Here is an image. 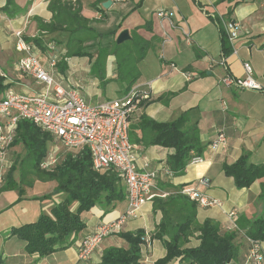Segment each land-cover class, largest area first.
I'll return each instance as SVG.
<instances>
[{"label": "crops", "instance_id": "obj_1", "mask_svg": "<svg viewBox=\"0 0 264 264\" xmlns=\"http://www.w3.org/2000/svg\"><path fill=\"white\" fill-rule=\"evenodd\" d=\"M6 1L0 0V98L7 91L26 95L45 92L44 86L17 69L21 54L15 51L13 33L21 31L42 67L63 87H76L89 104L102 101L99 100V83L89 74V60L85 57H66L65 44L56 42L64 41L65 37L40 30V24H47L51 19L47 9L50 0H10V16L2 12ZM78 1L82 17L90 21V27L97 33H113L108 39H116L122 30H127L130 37L135 31L150 43V49L137 65L139 79L131 89L147 93L150 99L162 96L163 101L138 107L128 121L129 140L135 148L137 169L141 170L147 164V169L156 173V193L166 196L179 194L183 187L192 186L217 199L221 207L197 208L196 220L199 223L213 220L221 228L232 230L228 213L233 211L240 236L246 235L254 221L264 220V197H261L264 178L256 180L248 188L237 189L232 178L224 175L223 166L233 164L244 155L250 165L264 163V95L224 87L220 80L226 72L233 77H243V63H248L254 80L264 88V0H245L234 7L232 20L240 26V31L231 44L232 53L225 58L220 48L218 27L210 19L212 15L224 18L225 5L216 6L219 0ZM107 1L111 4L104 9L102 4ZM99 8L104 11H97ZM160 10L166 11L169 18H158ZM118 27H121L120 31L115 32ZM51 58L56 59L54 68L49 67ZM114 72V58L110 56L106 61V79H113ZM117 86V83L110 82L106 88L114 87L118 91ZM182 114L186 115L184 127L195 125L198 129L203 162L189 164L182 175L172 176L167 160L174 151L151 145L153 134L142 119L165 124L175 121ZM219 132L226 138L225 145L212 150L210 143ZM53 143L58 144L55 140ZM23 152L24 147L20 144L10 146L7 155L13 158ZM201 180H206L205 186L199 184ZM13 182L21 192L17 188L12 189L8 202L4 201L0 208V264H101L104 250L127 249L128 245L119 233L143 231L152 235L161 219L159 212L152 211V201L147 202L133 219L122 225L118 233L104 238L87 261H78V247L83 238L100 225L120 218L126 211L127 203L125 199L118 202L107 214L94 207L81 214L85 228L75 236L70 248L39 258L28 255L24 250L25 243L9 232L34 223L41 213L49 215L62 196L55 195L47 201L33 200L44 192H52L56 183L27 181L29 185L21 186L20 181ZM35 189L43 190V193L34 194ZM4 193L7 191L0 192V200H4ZM44 201L49 206L44 211L36 210L37 204L40 206ZM241 243L238 257L231 264H245L247 244L244 239ZM197 245L198 240L192 238L187 247ZM259 247L264 256V236L259 241ZM165 254L162 242L151 239L141 250L140 262L154 264ZM178 262L172 260L167 264Z\"/></svg>", "mask_w": 264, "mask_h": 264}, {"label": "trees", "instance_id": "obj_2", "mask_svg": "<svg viewBox=\"0 0 264 264\" xmlns=\"http://www.w3.org/2000/svg\"><path fill=\"white\" fill-rule=\"evenodd\" d=\"M10 0L6 1L2 12L10 16ZM245 0H219L216 6L225 5L224 20L233 22L232 13L235 6ZM16 9V7H14ZM12 6V9H14ZM51 19L47 24H40V30L46 34L65 37L66 57H85L89 60V74L100 82L103 94L106 85L115 82L119 85V97L126 95L139 79L137 65L143 60L150 43L144 41L136 32H132L131 40L117 46L115 37L104 46L94 42L107 39L109 34L97 33L90 27V21L82 17L78 0H50L47 6ZM97 11L103 12L99 8ZM16 12H19L16 11ZM219 30L222 56L232 53L226 33L216 16L210 17ZM118 27L115 32L120 31ZM61 37V38H62ZM62 40L56 41L62 44ZM96 45V46H95ZM95 47L94 54L88 51ZM114 58L115 72L111 80L106 79V61ZM163 97L147 98L140 102L142 108L151 102H162ZM186 115L170 123H155L142 119L152 132L151 145L172 149L173 155L167 160L172 176L183 174L192 158V154L201 156L203 147L199 144L198 129L195 125L185 126ZM22 144L26 157L31 160L30 170L39 182H55V194H62V200L55 204L48 214L41 213L34 223L11 229L9 234L25 243L24 250L28 255L45 258L51 254L70 248L74 238L84 228L82 213L92 208H99L103 214L113 210L118 202L125 199L126 191L123 179L114 169L94 170L90 155L86 150L66 153L62 160L52 168L43 171L40 162L46 157L47 146L53 139L41 132L27 121L17 125L16 136L11 146ZM226 177L232 178L237 189L250 187L256 180L264 178V163L250 165L244 155L231 165L223 166ZM0 186V192L17 188L11 175ZM22 179L19 176V181ZM21 186L30 182L20 181ZM264 197V193L261 194ZM43 197L42 199H44ZM152 211L159 212L161 219L149 240H160L166 251L165 257L154 264H167L179 260L178 264H231L238 257V250L245 240L247 254L249 244L246 238L259 242L264 236V220H256L251 224L246 235L240 236L237 229L226 230L213 220H196L197 206L180 194L168 195L165 198L154 197ZM75 204L74 210L72 206ZM128 245L127 249L108 248L102 252L101 264H141L140 254L146 245L145 233H119ZM198 240L196 247H187L191 239ZM241 243V245H240ZM244 246V245H243ZM246 248V247H245ZM247 259V255L244 262Z\"/></svg>", "mask_w": 264, "mask_h": 264}, {"label": "built area", "instance_id": "obj_3", "mask_svg": "<svg viewBox=\"0 0 264 264\" xmlns=\"http://www.w3.org/2000/svg\"><path fill=\"white\" fill-rule=\"evenodd\" d=\"M157 16L160 19L169 18V14L163 10L158 11ZM214 16L216 15L211 17ZM216 17L220 19L231 45L238 38L240 26L235 22L225 21L223 17ZM13 35L15 51L21 54L16 64L18 71L44 86L45 92L39 95H26L7 91L4 97L0 98V186L4 183L2 170L20 121L31 123L68 152L86 150L94 170L114 169L120 174L125 185L127 208L124 214L115 221L100 225L79 244L77 260L87 261L104 238L118 233L122 225L133 219L147 202L154 197H167L165 194L154 192L156 173L148 170L147 164L143 169H137L135 148L129 140L128 121L138 109L140 102L147 98V93L130 89L124 96L89 104L76 87H63L42 67L32 45L24 39L21 31H16ZM161 57L163 58L162 55ZM55 65L56 59L51 58L49 67L54 68ZM170 67L173 68L172 65ZM243 70L244 76L241 78L233 77L226 72L220 84L264 95V88L252 76L251 66L243 63ZM225 142L224 134L219 132L210 143V148L216 150L219 146H224ZM202 162L201 156L192 154L189 164L199 165ZM55 165L56 154L53 153L48 154L40 162L39 168L48 171ZM199 184L205 186L206 180H201ZM179 194L200 209L221 207L217 199L209 197L196 187H183ZM228 217L231 219L230 228L237 229L235 213L229 212ZM145 239L148 243L147 233ZM246 241L249 249L245 264H264L259 242L248 238Z\"/></svg>", "mask_w": 264, "mask_h": 264}, {"label": "rangeland", "instance_id": "obj_4", "mask_svg": "<svg viewBox=\"0 0 264 264\" xmlns=\"http://www.w3.org/2000/svg\"><path fill=\"white\" fill-rule=\"evenodd\" d=\"M111 40H112V38L111 39H108V38L105 39L104 38V39H101V40H98V41L94 42V44L97 45L99 43L100 46H104L105 44L108 43L107 41H111ZM62 43H63V45L65 44L64 41H62ZM88 52L89 53L91 52L92 54H94L95 47L90 49ZM39 63H40V61H39ZM98 83H99V85H101L100 82H98ZM117 88H118V91H116V88H114V87H108V88L104 89L103 94L100 92L101 97H99V100H104V99L107 100V98H109V99L110 98H117L116 95L119 93V86H117ZM17 145H20V143H18ZM17 145H14V146H17ZM53 153L56 154V160L58 162V159H59V161L62 160L63 156L66 153H70V152H68V151L64 150L63 148H61V146L59 144L53 143L52 145H48L47 146V154H46V156L48 154H53ZM30 163H31V160L28 157H26L25 148H24V152L22 154L16 156V157L13 156V158L12 157L9 158L8 155H7L5 167L2 170V176L4 178L3 181H6V179H8L7 178L8 175H11L12 181H19V176L20 175L22 177V179H20V181H30V182L39 181L34 176V174L32 173V170H30ZM48 171H52V169H50ZM41 183H45V182H41ZM10 191H13V190H8L7 193L3 194L4 200H0V208H1L2 204L4 203V201L8 202L9 197H11V195H12L11 193L12 192H10ZM53 191L47 194V192L43 193V190L35 189L34 190V194H40V193H43V194H41L40 197H38L36 199H33V200H40V201L46 200L47 201V200L53 199L55 195H61L62 196V194H55ZM43 197H45V198L42 199ZM46 201H44V202H46ZM44 202L40 206H39V204H37L36 210L40 209V210L44 211L45 207L49 206V204L47 202L46 203H44ZM38 206L40 208H37ZM74 208H75V204L72 206L73 210H74Z\"/></svg>", "mask_w": 264, "mask_h": 264}, {"label": "water", "instance_id": "obj_5", "mask_svg": "<svg viewBox=\"0 0 264 264\" xmlns=\"http://www.w3.org/2000/svg\"><path fill=\"white\" fill-rule=\"evenodd\" d=\"M110 2H105V3H103L102 4V7L104 8V9H108V7L110 6ZM131 40V37H130V34L128 33V31L127 30H122L118 35H117V37H116V39H115V44L117 45V46H119V45H122V44H124V43H126V42H128V41H130Z\"/></svg>", "mask_w": 264, "mask_h": 264}]
</instances>
